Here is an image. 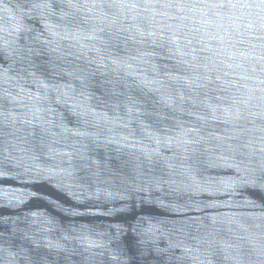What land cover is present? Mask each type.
Returning a JSON list of instances; mask_svg holds the SVG:
<instances>
[{
	"label": "water",
	"instance_id": "95a60500",
	"mask_svg": "<svg viewBox=\"0 0 264 264\" xmlns=\"http://www.w3.org/2000/svg\"><path fill=\"white\" fill-rule=\"evenodd\" d=\"M0 264H264V2L0 0Z\"/></svg>",
	"mask_w": 264,
	"mask_h": 264
},
{
	"label": "snow or ice",
	"instance_id": "6c2138e0",
	"mask_svg": "<svg viewBox=\"0 0 264 264\" xmlns=\"http://www.w3.org/2000/svg\"><path fill=\"white\" fill-rule=\"evenodd\" d=\"M262 2H264V0H262Z\"/></svg>",
	"mask_w": 264,
	"mask_h": 264
}]
</instances>
